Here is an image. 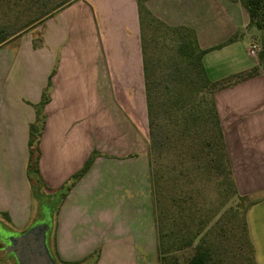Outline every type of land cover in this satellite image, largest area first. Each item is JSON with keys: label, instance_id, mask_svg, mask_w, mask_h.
<instances>
[{"label": "crops", "instance_id": "1", "mask_svg": "<svg viewBox=\"0 0 264 264\" xmlns=\"http://www.w3.org/2000/svg\"><path fill=\"white\" fill-rule=\"evenodd\" d=\"M142 8L195 32L211 82L260 70L214 100L237 190L252 202L245 219L255 261L264 264V73L250 54L249 14L230 0H77L1 47L0 225L24 230L41 211L27 172L30 126L51 78L40 138L45 191L96 153L56 213L52 253L63 264H158ZM4 247L0 236V257Z\"/></svg>", "mask_w": 264, "mask_h": 264}, {"label": "trees", "instance_id": "2", "mask_svg": "<svg viewBox=\"0 0 264 264\" xmlns=\"http://www.w3.org/2000/svg\"><path fill=\"white\" fill-rule=\"evenodd\" d=\"M22 1L0 0V12L5 5L14 8ZM27 1L29 3V0ZM30 1L35 6L36 15L27 20L19 17L16 22L0 21V48L13 38L22 35L30 27L44 22L77 0H59L56 3L53 0ZM230 1L240 3L247 10L250 17L249 27H255L264 33V0ZM141 15L142 26L148 19L150 23L158 24L170 33L173 37L171 42L176 43L177 54L181 59L172 67L171 72L164 74L159 80H151L150 63L146 58L142 33L149 124L148 156L158 240V264H257L245 219L246 209L252 202L247 197L240 196L237 190L214 93L258 75L260 70L253 68L224 81L211 82L203 64V57L208 51L200 49L194 31L187 27H169L144 8L141 9ZM237 38L238 36L231 38L228 43L234 42ZM259 60L260 65L264 66V47L259 54ZM51 85L50 78L37 107L36 122L30 126V158L27 172L33 197H38L45 191L39 168L40 138L45 125L43 111L49 102L48 91ZM185 90L189 91L188 95L183 94ZM176 144L187 150L186 158L182 162L185 172L181 173L189 183L195 182L193 171H202L210 180L218 182L221 186H228L227 202L236 199L227 211L231 217V224L224 221L223 215L217 217L215 214L208 218L201 216V208L193 201L190 189L185 193L188 194V198L186 196L182 198L175 189L166 198L165 210L161 214L157 212V207L162 201V179L165 175H169V180H174L173 187H175L177 171L174 166L165 171V175L160 173V170L153 166L154 153L159 152L160 157L162 155L160 151L166 152L165 147L168 145L175 147ZM95 157L96 153L88 159L80 172L60 189L49 193L52 198L49 208L53 214L59 211L62 202L76 182L90 169ZM163 218L169 223L168 232H164L160 226L163 225Z\"/></svg>", "mask_w": 264, "mask_h": 264}, {"label": "rangeland", "instance_id": "3", "mask_svg": "<svg viewBox=\"0 0 264 264\" xmlns=\"http://www.w3.org/2000/svg\"><path fill=\"white\" fill-rule=\"evenodd\" d=\"M58 1L59 0H53V2L55 3ZM20 3L21 4L17 6L18 8H12L11 6L5 5L2 8V11L0 12V21L2 23L9 21L16 22L19 17L23 18V20H27L28 18L37 14V12L35 11V6L30 0L29 3L27 0H23ZM44 22L37 23L35 26L30 27V29H27L22 35L32 32ZM252 32L253 33L251 36V43L252 46L255 48L254 57L260 65L259 54L264 47V33L255 27H253ZM142 33L146 50V58L150 63L149 65L151 70V80H159L164 76V74H168V72H171L172 67L181 60L177 54L176 43L171 42L173 37L167 30H165L158 24L150 23L148 19L146 20V23L143 26ZM22 35L13 38L8 43L16 44ZM260 66L262 72L264 73V66ZM188 93V90H185L183 92V94L185 95H188ZM165 150L167 151H160L162 153L160 157L159 152L156 151L154 153L153 166L155 169L160 170V173H163V175H165V171L170 170V168H173L175 166L177 171L175 175L176 182L175 187H173L174 180L170 181L169 175H165L163 177L161 185L162 201L157 207V212L161 214L162 211L165 210L166 198L170 196L171 193L175 191V189L178 195H182V198L185 196L188 198V194L185 193H187L190 189L193 201L198 204L201 208V216H203L204 218H208L215 214H217V217L223 215L224 221L228 224H231V217L227 211L228 208L232 206V203H234V200L236 202V199H232L233 201L227 202V196L229 195L228 186H221V184H219L218 182L210 180L207 176H205V173L202 171H193V178L196 179L193 184L189 183L181 173L185 172L183 171L182 162H184V158H186L187 150L179 144H176L175 147H171V145H168L167 147H165ZM51 199V196H49V193H47L46 191H43V193L38 197H33L35 207L39 209L44 208L43 211L41 210L38 215L34 218V220L30 223V225L27 226V228H25L24 230L11 231L10 227L7 226V228L4 229V227L0 225V236H18L34 226L46 224L49 222H52L53 226L56 214H53V212L49 208V206L51 205ZM163 220V225L160 224V226H162L161 228L164 230V232H168V230H170L169 223H167L164 218ZM52 231L53 229L51 228L47 237L48 247L50 248L51 253L52 246L51 239L49 236L50 234H52ZM3 243L6 244V241H3ZM2 254L3 257H0V264H16L13 255L8 254L5 250L2 251ZM52 256L55 257L53 253ZM53 259H56V261H58L57 263L61 264L57 258Z\"/></svg>", "mask_w": 264, "mask_h": 264}, {"label": "water", "instance_id": "4", "mask_svg": "<svg viewBox=\"0 0 264 264\" xmlns=\"http://www.w3.org/2000/svg\"><path fill=\"white\" fill-rule=\"evenodd\" d=\"M52 222L34 226L18 236H1L4 250L14 256L17 264H57L47 244Z\"/></svg>", "mask_w": 264, "mask_h": 264}, {"label": "built area", "instance_id": "5", "mask_svg": "<svg viewBox=\"0 0 264 264\" xmlns=\"http://www.w3.org/2000/svg\"><path fill=\"white\" fill-rule=\"evenodd\" d=\"M250 54H251L252 56H255V48H254V47L251 48V50H250Z\"/></svg>", "mask_w": 264, "mask_h": 264}]
</instances>
